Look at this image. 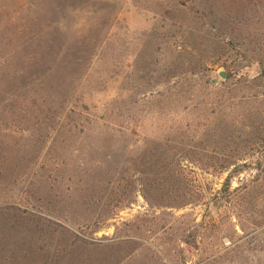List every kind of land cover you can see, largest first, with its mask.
<instances>
[{
  "label": "rangeland",
  "instance_id": "obj_1",
  "mask_svg": "<svg viewBox=\"0 0 264 264\" xmlns=\"http://www.w3.org/2000/svg\"><path fill=\"white\" fill-rule=\"evenodd\" d=\"M0 264H264V0H0Z\"/></svg>",
  "mask_w": 264,
  "mask_h": 264
}]
</instances>
